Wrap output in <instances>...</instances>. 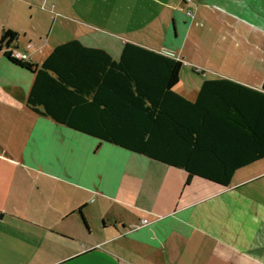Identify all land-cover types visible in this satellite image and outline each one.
I'll use <instances>...</instances> for the list:
<instances>
[{
  "label": "crops",
  "instance_id": "1",
  "mask_svg": "<svg viewBox=\"0 0 264 264\" xmlns=\"http://www.w3.org/2000/svg\"><path fill=\"white\" fill-rule=\"evenodd\" d=\"M5 31L37 66L71 41L115 61L133 44L181 61L175 91L191 102L206 81L264 93V0H0V47ZM247 57L246 73H183ZM34 81L0 48V264H264V158L228 187L187 184L31 110Z\"/></svg>",
  "mask_w": 264,
  "mask_h": 264
},
{
  "label": "trees",
  "instance_id": "2",
  "mask_svg": "<svg viewBox=\"0 0 264 264\" xmlns=\"http://www.w3.org/2000/svg\"><path fill=\"white\" fill-rule=\"evenodd\" d=\"M1 50L35 81L28 106L69 128L230 186L235 172L264 158V93L227 80L206 81L195 102L179 95L183 63L127 44L119 61L79 41L56 47L41 66Z\"/></svg>",
  "mask_w": 264,
  "mask_h": 264
},
{
  "label": "rangeland",
  "instance_id": "3",
  "mask_svg": "<svg viewBox=\"0 0 264 264\" xmlns=\"http://www.w3.org/2000/svg\"><path fill=\"white\" fill-rule=\"evenodd\" d=\"M213 38H214V40L213 39L212 40L215 42L216 41V35H213ZM207 42L210 43L209 42V39H207ZM256 43L257 42L255 41V44ZM258 46H259V44H258ZM256 52L258 54H260V52H262V49H261L260 46L258 48H256ZM246 63L247 64L245 65V67H240V64L239 63H237L236 66L235 65H232V66L222 65L221 66L219 64H216V65L207 66V67H205V69L199 68V70H198L199 72L197 70L196 71L184 70L183 73H188V74H190V73H193V74L194 73H203V72L204 73H219V72H221V73H227V74H232V73H246L245 69H249V65H248L249 64V58L248 57L246 59ZM181 85H183L184 87L188 86V83H187V81H186L185 78H183V81H182V84Z\"/></svg>",
  "mask_w": 264,
  "mask_h": 264
},
{
  "label": "built area",
  "instance_id": "4",
  "mask_svg": "<svg viewBox=\"0 0 264 264\" xmlns=\"http://www.w3.org/2000/svg\"><path fill=\"white\" fill-rule=\"evenodd\" d=\"M187 4H193L195 2V0H181ZM194 14L193 11H189L188 15L192 16ZM32 47L31 44L28 45V49H30ZM7 51H9L11 53V57L17 61H24V62H28L29 61V55L26 52L20 51L19 49H17L16 47H13V45L10 48H7ZM149 221L148 220H144L143 221V225L148 224Z\"/></svg>",
  "mask_w": 264,
  "mask_h": 264
}]
</instances>
